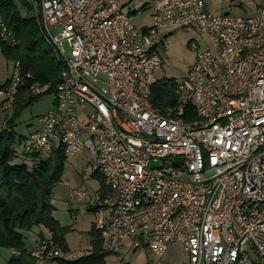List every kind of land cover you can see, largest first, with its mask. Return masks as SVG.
<instances>
[{
    "label": "built area",
    "instance_id": "built-area-1",
    "mask_svg": "<svg viewBox=\"0 0 264 264\" xmlns=\"http://www.w3.org/2000/svg\"><path fill=\"white\" fill-rule=\"evenodd\" d=\"M28 1L39 2L61 71L53 107L21 153L88 151L109 193L73 196L94 197L104 247L117 251L128 239L129 248L159 257L177 242L186 264H264V4L240 17L214 15L204 0H152L151 24L136 28L120 0ZM187 26L209 48L176 83V105L161 112L150 102L158 50L167 30ZM0 37L17 42L1 16ZM24 77L13 63L0 85L5 111ZM47 88L34 83L30 93ZM31 256L59 264L67 253L41 236Z\"/></svg>",
    "mask_w": 264,
    "mask_h": 264
},
{
    "label": "trees",
    "instance_id": "trees-1",
    "mask_svg": "<svg viewBox=\"0 0 264 264\" xmlns=\"http://www.w3.org/2000/svg\"><path fill=\"white\" fill-rule=\"evenodd\" d=\"M36 8L28 0H0V16L7 32L17 41L12 46L0 37V51L6 61L18 62L25 76L23 84L14 94V112L5 121L6 127L0 131V247L14 251L6 264H34L31 251L24 243V232L34 227H43L65 253L69 252L65 239L69 229L52 216L51 205L52 188L60 181L66 160L63 148L53 146L45 156L40 152L22 155L23 159L18 158L14 149V145L23 139L14 132L13 120L36 97L54 93L60 80L61 64L44 37ZM34 83L47 85L48 88L39 95L31 96L30 85ZM175 85L172 79L156 80L150 96L154 109L163 112L176 105ZM26 95H29L27 101ZM186 110L193 117L189 106ZM19 159L20 162L17 161ZM93 176L99 181V193L103 199L109 188L101 174L94 171ZM89 235L88 253L78 258L61 259L59 264H106V257L116 251L104 247L94 225Z\"/></svg>",
    "mask_w": 264,
    "mask_h": 264
},
{
    "label": "rangeland",
    "instance_id": "rangeland-1",
    "mask_svg": "<svg viewBox=\"0 0 264 264\" xmlns=\"http://www.w3.org/2000/svg\"><path fill=\"white\" fill-rule=\"evenodd\" d=\"M206 9L214 14H230L232 16L249 17L255 8L264 4V0H204ZM121 11L129 16L136 28L149 26L152 22V0H120ZM35 10L39 14V2H35ZM23 13V10H22ZM24 14V13H23ZM163 44L158 52L162 58L161 67L156 71L157 78L172 79L175 83L182 81L188 67L194 63L197 53L209 48L207 37L193 26L169 29L165 32ZM194 46V48H193ZM13 62H7L0 51V85L11 73ZM32 96V94H30ZM34 96V95H33ZM29 95H26L27 101ZM4 97H0V106ZM54 93H45L27 104L13 120V130L22 137L14 149L18 158L23 159L21 146L29 135L39 127V115L53 107ZM3 111V110H2ZM14 112L12 107L0 114V131L2 123ZM8 116V117H7ZM8 120V119H7ZM6 127V126H5ZM49 151H43V156ZM22 156V157H21ZM17 160L20 162L21 160ZM92 156L88 151L67 154L62 176L52 188V216L62 225L68 227L66 244L74 254L70 258H78L90 249L89 231L94 225L95 216L90 208L94 206V197L89 201L78 202L73 196L74 190L88 191L94 195L99 191V181L93 176ZM91 204V205H90ZM93 223V224H92ZM32 234L24 232L25 247L29 248ZM130 242L125 239L121 247L106 257V264H186L187 254L177 242L167 244L161 256L154 255L150 250H133ZM11 249L0 247V264H6Z\"/></svg>",
    "mask_w": 264,
    "mask_h": 264
},
{
    "label": "crops",
    "instance_id": "crops-1",
    "mask_svg": "<svg viewBox=\"0 0 264 264\" xmlns=\"http://www.w3.org/2000/svg\"><path fill=\"white\" fill-rule=\"evenodd\" d=\"M8 62V61H7ZM10 62V61H9ZM10 76V74L6 77V79H5V81L8 79V77ZM5 81L3 82V83H5ZM2 83V84H3ZM1 84V85H2ZM5 111L4 109H3V105L1 104V106H0V114L3 112V111ZM8 117V116H7ZM7 120V119H6ZM39 122V121H38ZM39 127H40V123H39ZM39 127H37V129L39 128ZM1 128H5V121H3V123H2V127ZM36 129V130H37ZM51 205H53V199L51 198ZM91 205V204H90ZM90 208H92L91 210H92V214L95 216V205L93 206V205H91L90 206ZM61 224V223H60ZM93 224V223H92ZM62 225V224H61ZM62 226H65V225H62ZM30 234H32V239H31V243H30V246H29V248H26L28 251H31L32 250V248L34 247V245H35V243H36V241H37V239L39 238V237H41V236H45V237H47V236H50V234L47 232V230H45L43 227H34V228H32L30 231H28ZM65 239H66V236H65ZM14 253V251L13 250H10V252H9V254H8V259H9V257L12 255ZM74 253L73 252H71L70 250H69V252L67 253V258H70V256L71 255H73ZM8 259H7V261H8ZM7 261H6V263H7Z\"/></svg>",
    "mask_w": 264,
    "mask_h": 264
}]
</instances>
